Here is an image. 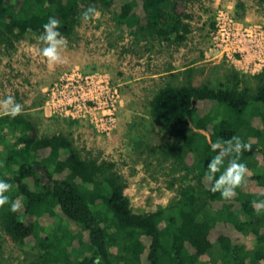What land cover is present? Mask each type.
<instances>
[{
    "label": "trees",
    "instance_id": "trees-1",
    "mask_svg": "<svg viewBox=\"0 0 264 264\" xmlns=\"http://www.w3.org/2000/svg\"><path fill=\"white\" fill-rule=\"evenodd\" d=\"M89 6L111 13L129 31L176 41L190 31L186 0H0V44L39 37L49 17L73 38ZM185 71L183 82L169 73L147 106L168 136L162 161L184 177L195 172L196 182L179 186L169 204L152 211L133 210L115 161L83 152L67 132L39 133L29 113L0 114V180L12 185L5 195L21 203L17 212L10 204L0 208V252L6 235L36 248L27 264H93L96 257L100 264H264V211L252 207L253 200L264 201V67L258 83L233 68L229 84L219 85L195 83L193 68ZM233 136L252 150L240 157L250 175L229 201L209 190L206 173L217 155L211 144ZM232 158L225 157L221 172Z\"/></svg>",
    "mask_w": 264,
    "mask_h": 264
},
{
    "label": "rangeland",
    "instance_id": "rangeland-1",
    "mask_svg": "<svg viewBox=\"0 0 264 264\" xmlns=\"http://www.w3.org/2000/svg\"><path fill=\"white\" fill-rule=\"evenodd\" d=\"M186 2L189 17L185 21L189 22L190 31L183 41L157 36L151 31H129L111 13L97 9L98 19L84 23L80 18L76 35L67 38L68 46L63 53L66 64L50 67L41 54L46 45L34 35L15 40L13 45L0 44V100L13 96L23 106V113H29L38 122L39 133L67 132L83 152L91 150L115 161L126 179L124 191L136 212L166 206L179 186L196 182L195 172L184 177L185 171H173L167 161H162L168 136L148 113L149 98L159 85L172 78L169 73H176L175 80L183 82L186 68H193L195 83L208 81L219 85L229 84L227 75L233 68L244 74L248 83H258L256 74L262 71H245L246 67L234 56H219L212 47L210 32L216 10L221 7L232 11L237 27L264 25V2ZM239 3L243 6L236 11ZM85 74L94 76L98 83L107 80L112 90H117L114 124L109 133L102 130L101 108H91V112L80 110L72 116L68 109L65 113L51 101L54 84ZM96 100L103 106L100 96ZM203 132L209 136L207 131ZM40 220L51 231L48 219ZM4 236L0 264H27L34 259L37 250L32 243L20 247ZM211 252L216 258L217 246Z\"/></svg>",
    "mask_w": 264,
    "mask_h": 264
},
{
    "label": "built area",
    "instance_id": "built-area-1",
    "mask_svg": "<svg viewBox=\"0 0 264 264\" xmlns=\"http://www.w3.org/2000/svg\"><path fill=\"white\" fill-rule=\"evenodd\" d=\"M210 37L212 47L219 56H234L243 63L245 71L248 72H259L263 69L264 25L237 27L232 11L221 7L216 10ZM97 83L94 76L88 74L78 75L76 79L65 78V83L51 87V101L61 111L64 109L65 113H68V109L72 116L80 110L91 112V108H101L104 111L101 115L102 130L109 133L114 124L113 109L117 90H112L107 80L104 84ZM97 93L104 101L103 106L98 105Z\"/></svg>",
    "mask_w": 264,
    "mask_h": 264
},
{
    "label": "clouds",
    "instance_id": "clouds-1",
    "mask_svg": "<svg viewBox=\"0 0 264 264\" xmlns=\"http://www.w3.org/2000/svg\"><path fill=\"white\" fill-rule=\"evenodd\" d=\"M80 16L82 21L87 23L90 20L98 19L100 12L94 6H89ZM42 27L43 33L39 36V40L46 45L41 49L42 56L46 58L50 67L66 64L67 58L63 53L67 49L68 39L60 32L61 21L55 17H49ZM0 109L3 110L0 114L13 119L23 114V106L17 103L13 96L0 100ZM211 149L217 152V155L207 165L206 179L211 183L209 190L213 193H220L224 200L230 201L236 196V189L242 187L250 175L247 164L240 162V157L244 151H251L252 145L245 143L238 136H233L223 143L219 141L212 143ZM229 156L233 158L229 160L228 166L221 172L225 157ZM217 173H220L218 177L216 176ZM11 189L12 185L9 182L0 180V208L10 204V211L17 212L21 208L20 201L18 199L11 200L9 195H5ZM252 207L259 214L264 211V201L253 200ZM93 264H100V257H96Z\"/></svg>",
    "mask_w": 264,
    "mask_h": 264
}]
</instances>
